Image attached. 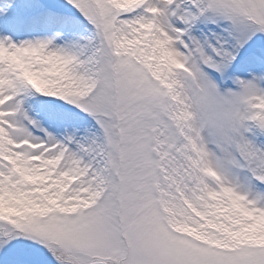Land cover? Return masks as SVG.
<instances>
[{
  "label": "snow or ice",
  "instance_id": "obj_1",
  "mask_svg": "<svg viewBox=\"0 0 264 264\" xmlns=\"http://www.w3.org/2000/svg\"><path fill=\"white\" fill-rule=\"evenodd\" d=\"M0 264H264V0H0Z\"/></svg>",
  "mask_w": 264,
  "mask_h": 264
}]
</instances>
